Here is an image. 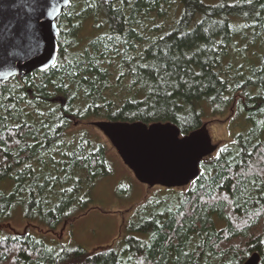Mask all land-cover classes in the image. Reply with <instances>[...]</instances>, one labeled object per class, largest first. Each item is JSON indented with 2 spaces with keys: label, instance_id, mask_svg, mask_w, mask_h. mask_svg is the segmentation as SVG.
<instances>
[{
  "label": "trees",
  "instance_id": "trees-1",
  "mask_svg": "<svg viewBox=\"0 0 264 264\" xmlns=\"http://www.w3.org/2000/svg\"><path fill=\"white\" fill-rule=\"evenodd\" d=\"M56 25L54 64L0 84V224L22 207L54 231L86 210L112 168L103 142L70 133L83 121L184 135L234 108L246 129L188 185L147 196L115 245L0 230V264H264V0H69Z\"/></svg>",
  "mask_w": 264,
  "mask_h": 264
},
{
  "label": "water",
  "instance_id": "water-1",
  "mask_svg": "<svg viewBox=\"0 0 264 264\" xmlns=\"http://www.w3.org/2000/svg\"><path fill=\"white\" fill-rule=\"evenodd\" d=\"M69 0H0V84L14 76L50 68L57 57V18ZM136 180L149 187H184L217 145L200 128L181 135L171 122L150 124L96 120ZM252 253L242 264H258Z\"/></svg>",
  "mask_w": 264,
  "mask_h": 264
},
{
  "label": "rangeland",
  "instance_id": "rangeland-1",
  "mask_svg": "<svg viewBox=\"0 0 264 264\" xmlns=\"http://www.w3.org/2000/svg\"><path fill=\"white\" fill-rule=\"evenodd\" d=\"M92 22H84L79 32L80 40L92 35ZM205 113L204 129L217 147L230 143L239 132L246 129L243 115L234 108H227L221 113L207 108ZM92 121L81 122L79 126L71 128L70 133L77 137L81 130L89 131L97 141L103 142L107 147V158L112 170L109 176L97 180L91 189L86 210L51 231L34 221L26 220L22 207H19L8 220L0 224V230L14 234L30 230L37 235L53 237L67 246L78 245L89 252L100 247L113 246L124 239L126 224L136 207L161 186L149 187L136 180L104 134L90 125Z\"/></svg>",
  "mask_w": 264,
  "mask_h": 264
},
{
  "label": "crops",
  "instance_id": "crops-1",
  "mask_svg": "<svg viewBox=\"0 0 264 264\" xmlns=\"http://www.w3.org/2000/svg\"><path fill=\"white\" fill-rule=\"evenodd\" d=\"M133 175V174H132Z\"/></svg>",
  "mask_w": 264,
  "mask_h": 264
}]
</instances>
